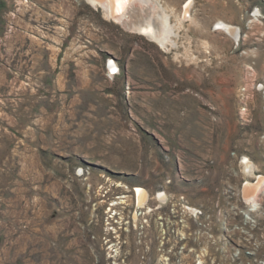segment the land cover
Listing matches in <instances>:
<instances>
[{
  "label": "rangeland",
  "instance_id": "1",
  "mask_svg": "<svg viewBox=\"0 0 264 264\" xmlns=\"http://www.w3.org/2000/svg\"><path fill=\"white\" fill-rule=\"evenodd\" d=\"M159 1L190 2L168 47L87 0H0V264H264V0Z\"/></svg>",
  "mask_w": 264,
  "mask_h": 264
},
{
  "label": "bare ground",
  "instance_id": "2",
  "mask_svg": "<svg viewBox=\"0 0 264 264\" xmlns=\"http://www.w3.org/2000/svg\"><path fill=\"white\" fill-rule=\"evenodd\" d=\"M92 6L103 9L107 17L136 29L140 34L147 35L164 47L175 45L176 31L182 26V22L190 16V2L181 9V15L176 23L171 22V13L164 8L159 0H87ZM133 15L141 16L140 22L132 20ZM220 29L231 35L236 40L240 36L238 26L225 21H219ZM117 66V65H116ZM245 183L243 196L249 205H261L264 202V175L258 173L257 165L246 157L243 161ZM137 203L144 206L148 200V192L142 186H136ZM162 199L164 198L161 195ZM161 199V198H160ZM135 219H136V215Z\"/></svg>",
  "mask_w": 264,
  "mask_h": 264
}]
</instances>
